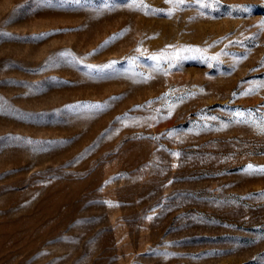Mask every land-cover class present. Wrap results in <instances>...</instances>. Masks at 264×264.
I'll use <instances>...</instances> for the list:
<instances>
[{"label": "rangeland", "instance_id": "374dc122", "mask_svg": "<svg viewBox=\"0 0 264 264\" xmlns=\"http://www.w3.org/2000/svg\"><path fill=\"white\" fill-rule=\"evenodd\" d=\"M0 264H264V0H0Z\"/></svg>", "mask_w": 264, "mask_h": 264}, {"label": "snow or ice", "instance_id": "6c2138e0", "mask_svg": "<svg viewBox=\"0 0 264 264\" xmlns=\"http://www.w3.org/2000/svg\"><path fill=\"white\" fill-rule=\"evenodd\" d=\"M177 2H180V3H182V2H183V0H177Z\"/></svg>", "mask_w": 264, "mask_h": 264}]
</instances>
